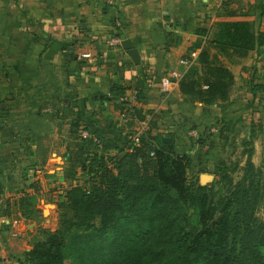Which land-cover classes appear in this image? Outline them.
I'll list each match as a JSON object with an SVG mask.
<instances>
[{"label":"crops","instance_id":"obj_1","mask_svg":"<svg viewBox=\"0 0 264 264\" xmlns=\"http://www.w3.org/2000/svg\"><path fill=\"white\" fill-rule=\"evenodd\" d=\"M220 21L264 32V0H0V264H19L32 250L29 233L48 221L44 200L58 209L57 198L84 179L93 154L126 150L152 119L178 140L189 122L208 123L216 112L231 119L242 108L243 93L208 107L179 91L189 70L181 60L193 57L199 66L205 48L215 59ZM121 35L139 51L140 65L112 43ZM228 61L232 73L241 63L260 74L264 45ZM164 80L173 84L169 92ZM119 89L139 96L145 120L122 123ZM27 199L38 212L30 219L22 214Z\"/></svg>","mask_w":264,"mask_h":264},{"label":"trees","instance_id":"obj_2","mask_svg":"<svg viewBox=\"0 0 264 264\" xmlns=\"http://www.w3.org/2000/svg\"><path fill=\"white\" fill-rule=\"evenodd\" d=\"M212 44L215 59L202 50L179 91L191 103L225 106L235 78L217 55L250 57L264 45V32L249 22L220 21ZM252 92L256 98L264 85ZM132 115L145 120L136 108ZM176 144V135L160 132L152 119L138 144L89 157L84 179L57 198L58 230H41L45 238L19 264H264V162L257 167L248 151L237 181L225 168L202 185L189 179L191 158ZM22 206L27 219L38 213L30 199Z\"/></svg>","mask_w":264,"mask_h":264},{"label":"rangeland","instance_id":"obj_3","mask_svg":"<svg viewBox=\"0 0 264 264\" xmlns=\"http://www.w3.org/2000/svg\"><path fill=\"white\" fill-rule=\"evenodd\" d=\"M236 59L237 57L222 55L219 61L224 66H230L228 60L236 61ZM232 69L236 80L231 96H237L240 93L247 95L242 108L235 114L232 113L231 119H228L227 114L220 117L216 112L215 118L208 123L204 120L199 123L191 121L187 126H182L183 138L182 136L178 138L176 150L179 154H187L191 158L192 164L188 170L190 180L198 177L201 182L202 175H209L215 182L226 168L232 178L237 181L243 174L242 169L245 166L248 151L252 152V160L257 167L264 162V93L259 92L255 98L252 92L254 85H264L261 75L264 71L255 75L253 70L250 73L249 70L242 69L241 63L233 66ZM249 96L250 99H248ZM158 127L160 130H166L162 129L161 125ZM252 129L255 138L251 141ZM49 201L52 200L49 199ZM47 204L48 202L44 200L42 209L46 210L45 219L48 221L43 219L39 222L40 227L37 228L36 233H29V236H32L31 247L45 238L41 230L54 233L59 228L60 212ZM260 216L263 218V215L260 214ZM20 259H23V255Z\"/></svg>","mask_w":264,"mask_h":264},{"label":"built area","instance_id":"obj_4","mask_svg":"<svg viewBox=\"0 0 264 264\" xmlns=\"http://www.w3.org/2000/svg\"><path fill=\"white\" fill-rule=\"evenodd\" d=\"M112 1V0H111ZM120 39L116 38L113 40V44L115 45H119L120 44ZM195 59L193 57L188 58V59H183L180 61V64L182 66H184L185 68L189 69L190 67L193 66ZM174 77L176 79L180 78L179 74L174 75ZM172 82L168 81V80H164L161 90L163 92H169L171 90L172 87ZM121 103L123 104L124 108H123V112L121 115V121L124 125H128L131 122H133V112H134V108H136V101H137V94L134 93L133 96L131 98H128L127 96H123L120 98ZM144 130H141L139 132H137L132 138L131 140L135 143L138 144L139 143V136L141 135V133ZM84 136H87V133H84Z\"/></svg>","mask_w":264,"mask_h":264},{"label":"water","instance_id":"obj_5","mask_svg":"<svg viewBox=\"0 0 264 264\" xmlns=\"http://www.w3.org/2000/svg\"><path fill=\"white\" fill-rule=\"evenodd\" d=\"M121 46L127 52L129 57L132 59L135 65L141 64V57L139 51L133 47L132 43L125 38L124 35L120 36ZM212 176L202 175L201 176V184L204 185L206 182L212 181Z\"/></svg>","mask_w":264,"mask_h":264}]
</instances>
